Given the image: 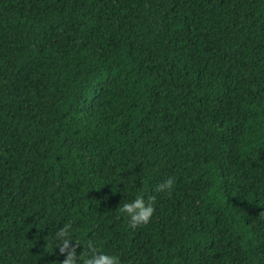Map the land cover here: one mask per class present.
I'll return each instance as SVG.
<instances>
[{"label": "trees", "instance_id": "1", "mask_svg": "<svg viewBox=\"0 0 264 264\" xmlns=\"http://www.w3.org/2000/svg\"><path fill=\"white\" fill-rule=\"evenodd\" d=\"M260 211L264 0H0V264L69 219L120 264H264Z\"/></svg>", "mask_w": 264, "mask_h": 264}, {"label": "clouds", "instance_id": "2", "mask_svg": "<svg viewBox=\"0 0 264 264\" xmlns=\"http://www.w3.org/2000/svg\"><path fill=\"white\" fill-rule=\"evenodd\" d=\"M174 178L167 177L155 184L153 192L156 194H169L174 188ZM155 195L145 196L143 193L136 194L133 198L120 203L118 212L126 219L130 228L147 224L154 212L153 202ZM264 213V211H260ZM49 245L51 250L55 246L56 251L63 254L58 264H120L119 257L101 249L100 245L90 239H81L76 235L71 219L56 226L49 233ZM77 245H83L77 254Z\"/></svg>", "mask_w": 264, "mask_h": 264}]
</instances>
